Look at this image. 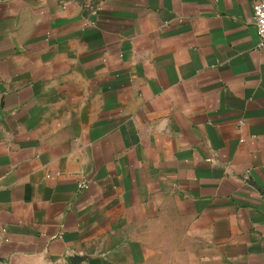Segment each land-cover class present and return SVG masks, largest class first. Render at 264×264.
<instances>
[{"label":"crops","instance_id":"1","mask_svg":"<svg viewBox=\"0 0 264 264\" xmlns=\"http://www.w3.org/2000/svg\"><path fill=\"white\" fill-rule=\"evenodd\" d=\"M257 0H0V264H264Z\"/></svg>","mask_w":264,"mask_h":264},{"label":"built area","instance_id":"2","mask_svg":"<svg viewBox=\"0 0 264 264\" xmlns=\"http://www.w3.org/2000/svg\"><path fill=\"white\" fill-rule=\"evenodd\" d=\"M253 22L259 37V45H264V0H257L253 4Z\"/></svg>","mask_w":264,"mask_h":264}]
</instances>
